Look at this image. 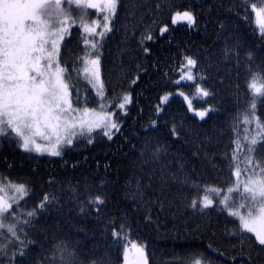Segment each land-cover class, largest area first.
<instances>
[{
    "label": "trees",
    "instance_id": "obj_1",
    "mask_svg": "<svg viewBox=\"0 0 264 264\" xmlns=\"http://www.w3.org/2000/svg\"><path fill=\"white\" fill-rule=\"evenodd\" d=\"M181 12L195 24L173 26ZM87 53L72 27L59 54L72 102L98 108L88 83L74 84ZM94 56L119 128L76 139L57 158L1 138L0 179L26 187L19 206L31 214L20 241L3 242L0 264H123L129 242L148 264H264V245L226 209L244 194L223 205L208 192L234 187L237 169L248 176V156L264 176V0H116ZM188 59L194 81L178 83Z\"/></svg>",
    "mask_w": 264,
    "mask_h": 264
},
{
    "label": "rangeland",
    "instance_id": "obj_2",
    "mask_svg": "<svg viewBox=\"0 0 264 264\" xmlns=\"http://www.w3.org/2000/svg\"><path fill=\"white\" fill-rule=\"evenodd\" d=\"M88 11L97 16L88 19ZM115 11L116 0H0V140L14 139L31 156L57 158L76 139H89L95 132L111 136L119 128L103 103L100 61L94 56L97 41L110 31ZM194 24L191 12L172 18L173 26ZM72 27L82 30L89 50L74 84L78 89L85 80L101 101L98 108L76 107L72 102L71 81L59 60L61 45ZM167 31L165 27L162 33ZM194 66L188 59L178 83L194 81ZM179 94L192 114L204 118L206 112L195 110L191 100ZM130 101L127 96L120 105L123 114ZM246 160L248 176L242 177L237 169L234 187L208 192L221 195L227 205L232 193L240 190L245 202L239 208L226 209L244 231L264 245V176L250 170L249 156ZM26 194L24 185L0 179V247L8 239L20 241L19 233L31 214L19 206ZM202 203L211 205L206 197ZM123 256V264H148L144 249L134 242L125 245Z\"/></svg>",
    "mask_w": 264,
    "mask_h": 264
}]
</instances>
